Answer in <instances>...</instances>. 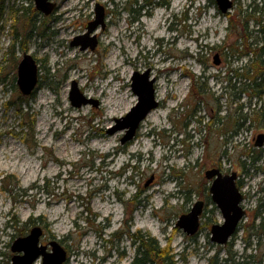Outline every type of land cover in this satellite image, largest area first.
Masks as SVG:
<instances>
[{
    "label": "rangeland",
    "instance_id": "374dc122",
    "mask_svg": "<svg viewBox=\"0 0 264 264\" xmlns=\"http://www.w3.org/2000/svg\"><path fill=\"white\" fill-rule=\"evenodd\" d=\"M52 1L57 9L35 17L37 31L22 28L32 0H18L13 18L4 5L0 18V264H11L12 242L33 226L41 244L55 240L66 251L63 264H132L134 234L153 237L171 264H243L245 255L264 264V234L250 233L264 200V143L253 140L264 133V93L245 90L264 56V0H231L224 14L215 0ZM98 2L105 28L94 31V50H80L71 41ZM24 52L40 68L28 97L15 83ZM146 69L159 105L121 144L125 131H108L136 104L131 76ZM72 81L96 104L73 107ZM258 81L264 87V75ZM122 94L112 113L109 102ZM214 165L237 173L244 195L246 214L224 248L210 240L222 221L213 206L195 237L176 226L186 198L206 196L204 171Z\"/></svg>",
    "mask_w": 264,
    "mask_h": 264
},
{
    "label": "water",
    "instance_id": "95a60500",
    "mask_svg": "<svg viewBox=\"0 0 264 264\" xmlns=\"http://www.w3.org/2000/svg\"><path fill=\"white\" fill-rule=\"evenodd\" d=\"M35 9L44 16L53 13L56 2L52 0H32ZM221 13H226L232 7L231 0H215ZM106 11L105 6L96 3L94 6V18L86 25V32L75 37L71 41L72 46H79L80 50H94L97 45V38L93 34L100 27L105 28ZM93 34V35H91ZM218 60H214L217 64ZM39 82V66L34 57L24 52L16 67V86L22 97L30 96L37 88ZM155 79L150 76L149 69L142 72L134 71L131 76V90L137 96L136 104L123 116L114 119L115 125L108 131L114 133L124 130L121 144L132 140L136 131L149 112L158 106L155 100L154 84ZM69 100L73 107H80L89 103L96 104V101L83 97L77 88L76 82L72 81L69 91ZM263 135H258L255 141L256 146L262 145ZM235 173L218 178L210 187L213 202L216 203L223 222L213 224L210 227V240L218 245H224L235 233L236 228L245 215V211L240 206L242 195L234 183ZM147 185V184H146ZM201 212V205L195 206L184 215H181L176 222V226L181 228L187 235H194L197 232L199 222L198 216ZM43 230L40 226H33L25 236L16 238L11 246V264H34L37 259H41V264H63L67 259L66 251L60 244L52 240L48 245L40 243ZM50 246V249H47Z\"/></svg>",
    "mask_w": 264,
    "mask_h": 264
},
{
    "label": "trees",
    "instance_id": "16d2710c",
    "mask_svg": "<svg viewBox=\"0 0 264 264\" xmlns=\"http://www.w3.org/2000/svg\"><path fill=\"white\" fill-rule=\"evenodd\" d=\"M17 1L18 0H0V18H2V16H3L2 12L4 9V5H8V4H10V5H8V16L10 18H13L19 9V8L15 9V4ZM29 1L31 3V0H29ZM144 2L147 3L148 0H144ZM135 3H136V0L134 1V4ZM21 7H24V6L21 5ZM30 8H31V10H30L31 15L27 16L26 19L23 21L22 28L25 30L28 28L29 29L28 32L29 31L33 32L35 30L37 31V30L41 29V24L39 25L40 20L39 21L35 20V17L37 15H40V14L36 11V9L34 7L30 6ZM24 9H29V8H24ZM131 11L135 12L134 9H131ZM22 17H25V14L19 16L18 19L22 20L21 19ZM42 21L43 20H41V22ZM13 34L15 36L14 37L15 40L12 41L10 47L7 49L6 55H8V53H10V54L12 53V50L15 46L14 44L17 41V36H18L17 34L18 33L15 32ZM21 35H23V36H21ZM20 36H21V41L18 40V43L20 42L21 46L19 45V47L21 50H23V48L25 50L23 43H24L27 36L25 34H22V33L20 34ZM250 51L253 53H256V55H257V51H258V54L259 53L261 54L263 52V49L258 48L257 51H256V49H251ZM261 63L263 66L261 65ZM250 72H251V75L249 76V78L251 80V83L245 87L246 88L245 90H247V89L252 90V94H250L251 97L252 96L261 97V95L264 92V87H262V83H261V81H258V79L259 78L262 79L263 75H264V56L260 61L256 60V61L252 62ZM45 78H47V76H45ZM40 83H41V81H39V84ZM34 93H35V91L33 92V94ZM262 114L264 116V112L261 113V116H262ZM245 117L246 116L244 115L243 119ZM31 188H33V187H31ZM44 191H45V189L42 190V192H44ZM24 192H26V191H24ZM252 218L257 219V222L256 223L252 222V224L250 225V233L253 235L254 234L258 235L262 232L264 234V200L258 201L256 209H255V213L253 214ZM28 222H31V219H29ZM133 237H134L133 244H136V247H135V257L133 259L132 264H171L170 257L168 256V254L165 253V249L160 248L157 241L153 237H151L148 234H137V235L134 234ZM245 256H248V255H245ZM245 264H251V263L247 262Z\"/></svg>",
    "mask_w": 264,
    "mask_h": 264
},
{
    "label": "flooded vegetation",
    "instance_id": "af4514ba",
    "mask_svg": "<svg viewBox=\"0 0 264 264\" xmlns=\"http://www.w3.org/2000/svg\"><path fill=\"white\" fill-rule=\"evenodd\" d=\"M262 30V29H261ZM149 71H150V69H149ZM151 76V75H150ZM155 83V82H154ZM153 86H154V90H155V84H153ZM264 93V92H263ZM256 102L258 103V102H261V100L260 101H258L257 99H256ZM158 105H159V103H158ZM258 135H263V138H262V145L260 146V147H262L263 146V143H264V133H259ZM258 135H257V137H258ZM257 137L255 138H253V140H254V143H255V141L257 140ZM232 173H235V172H233V171H229V170H224V169H222V168H220V167H218V165H214V166H212V167H210V168H207L205 171H204V178L206 179V185H207V187H206V196L204 197V198H197V199H195V200H191V199H188V198H186V202H187V205H188V208H187V210H186V213H183V214H181V215H184V214H187L194 206H195V204L197 205V204H200L201 205V212H200V214H199V216H198V222H199V226H200V223H201V219L204 217V215H205V213H207V211L209 210L208 208H209V206L211 207V206H213L214 208H216V209H218V207H217V205H216V203L215 202H213V200H212V195H211V193H210V187H211V185L213 184V182L215 181V180H217L218 178H222V177H224V176H226V175H230V174H232ZM121 174V173H120ZM234 183H235V186H236V188L238 189V191L241 193V195H242V200H241V202L243 201V199H244V195H243V193L241 192V185H242V182H241V180H240V178H239V175H237V173H235V179H234ZM241 202H240V206H241ZM219 210V209H218ZM209 212V211H208ZM180 215V216H181ZM179 216V217H180ZM179 217H178V219H179ZM178 221V220H177ZM223 222V218H222V221L220 222V223H214V224H221ZM213 225V224H212ZM199 226H198V229H197V232H198V230H199ZM238 226H239V224H238ZM238 226H237V228H236V231L238 230ZM211 227V226H210ZM236 231H235V233H236ZM197 232L194 234V237L197 235ZM235 233L228 239V241L224 244V245H220V246H223V248L224 247H228V246H231L232 245V243H233V241H234V237H235ZM190 236H193V235H190ZM50 242V241H49ZM49 242L47 243V245L49 244ZM245 245V247H246V249H248L249 248V242H247V244H244ZM134 246L136 247V244H134ZM134 247V248H135ZM47 249L49 250L50 249V246H47ZM254 258H255V256H245V261H244V264L245 263H251V264H257L258 262L257 261H255L254 260ZM255 261V263H253Z\"/></svg>",
    "mask_w": 264,
    "mask_h": 264
},
{
    "label": "bare ground",
    "instance_id": "6f19581e",
    "mask_svg": "<svg viewBox=\"0 0 264 264\" xmlns=\"http://www.w3.org/2000/svg\"><path fill=\"white\" fill-rule=\"evenodd\" d=\"M149 29H151V31L154 30V28L152 26H149ZM123 96H124V94L120 95L114 104L111 103V101L109 102L111 104V108L110 109H111V112L112 113H114L116 111L115 108L118 107L119 106V103L122 102ZM147 147L148 146L145 145V148H147Z\"/></svg>",
    "mask_w": 264,
    "mask_h": 264
}]
</instances>
